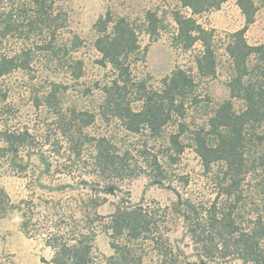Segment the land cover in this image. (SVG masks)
<instances>
[{"label": "trees", "instance_id": "trees-1", "mask_svg": "<svg viewBox=\"0 0 264 264\" xmlns=\"http://www.w3.org/2000/svg\"><path fill=\"white\" fill-rule=\"evenodd\" d=\"M179 1L199 14L226 0ZM238 4L247 24L252 23L255 1ZM155 19L147 13L153 38ZM175 20L184 46L198 40L203 44L195 73L177 67L156 87L137 78L132 66V55L139 52L137 32L126 18L107 14L94 24L93 45L99 64H110L114 76L96 83L102 96L97 111L65 110L61 95L66 84L61 77L80 78L84 69L82 59L73 55L82 40L70 29L65 0H0V152L18 155L35 148L40 138L35 133L42 130L45 143L55 138V154L81 163L89 177L114 192L116 183L141 171L164 176L157 156L147 154V141L130 137H157L165 129L169 163L187 146L198 156L200 195H189L174 208L165 206V225L151 207H117L107 217L113 252L105 264H264V43L250 44L245 28L229 35L228 94L214 100L203 83L218 72L211 33L193 17L176 14ZM15 73L26 76L24 94L41 114L35 127L12 123L9 98L15 89L8 81ZM97 117L106 123L117 121L120 128L95 135L89 128ZM190 177L182 175L184 186ZM16 208L22 210V205L0 187V219ZM27 215L26 211L25 228L31 218ZM177 216L183 219L197 260L179 255L170 242ZM57 230L48 238L54 264H95L91 231L69 236Z\"/></svg>", "mask_w": 264, "mask_h": 264}, {"label": "rangeland", "instance_id": "rangeland-1", "mask_svg": "<svg viewBox=\"0 0 264 264\" xmlns=\"http://www.w3.org/2000/svg\"><path fill=\"white\" fill-rule=\"evenodd\" d=\"M254 1V20L247 24L238 0H226L218 8L199 14H193L179 0H65L70 29L82 40L80 48L73 55L82 59L84 69L80 78L70 75L61 77L66 84L61 95L63 108L97 111L102 96L96 83H105L114 76L110 64H99L100 55L93 45L94 24L107 14L114 19L124 17L135 28L139 52L132 55L133 73L154 87L177 67L196 72L195 61L203 50V44L198 40L184 46L178 38L179 25L175 20L176 14L193 17L197 24L211 33L217 57L218 72L203 81L205 90L214 100L226 97L228 90L225 81L230 58L225 48L229 35L245 28V36L250 44L264 43V0ZM148 12L155 15L157 22L154 38L147 30ZM26 79L20 73L10 77L8 84L15 90L9 98V110L13 113V125L35 127L41 114L30 107L24 94L22 86ZM118 128L120 125L117 121L106 123L97 117L89 131L103 135ZM44 134L42 130L35 133L36 137H40L35 139V148L21 150L18 155L0 152V187L14 203L22 205V210L12 209L0 219V264H54V249L49 245L48 238L57 229L69 236L91 231L95 264H105L113 252L111 239L106 233L107 217L117 207H151L161 215L162 224L165 225V206L174 208L185 197L200 195L202 181L198 156L187 146L174 163H169L165 129L157 137L147 134L130 137L135 142L147 141V154L157 156L164 176L141 171L116 183L114 192L89 177L88 169L81 163L75 165L66 155L55 154L58 147L55 138L45 143ZM165 170L168 171L166 178ZM186 173L191 177L189 185L184 186L182 175ZM206 197H210V194L207 193ZM26 211L31 218H28L30 222L25 228L22 222ZM95 213L103 217H97ZM168 235L179 255L190 260L198 259L182 218L177 216Z\"/></svg>", "mask_w": 264, "mask_h": 264}]
</instances>
